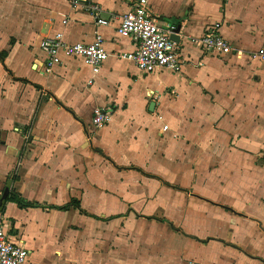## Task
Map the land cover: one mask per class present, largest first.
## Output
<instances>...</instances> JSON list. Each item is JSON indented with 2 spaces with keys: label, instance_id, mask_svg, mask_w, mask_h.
Returning a JSON list of instances; mask_svg holds the SVG:
<instances>
[{
  "label": "crops",
  "instance_id": "crops-1",
  "mask_svg": "<svg viewBox=\"0 0 264 264\" xmlns=\"http://www.w3.org/2000/svg\"><path fill=\"white\" fill-rule=\"evenodd\" d=\"M85 1L115 22L98 27L73 0H0V38L13 33L0 51V196L17 178L28 202L56 207L7 202L10 239L29 264H264V0H150L182 58L151 74L121 59L137 48L118 26L138 0ZM216 24L229 55L192 42ZM58 33L101 34L110 57L98 73L65 59L45 74L41 44ZM97 108L111 114L102 129ZM72 200L87 214L59 210Z\"/></svg>",
  "mask_w": 264,
  "mask_h": 264
},
{
  "label": "built area",
  "instance_id": "built-area-1",
  "mask_svg": "<svg viewBox=\"0 0 264 264\" xmlns=\"http://www.w3.org/2000/svg\"><path fill=\"white\" fill-rule=\"evenodd\" d=\"M150 0H138L134 8L123 16L118 26V33L130 37L137 43L133 52L122 54L121 59L132 62L144 74H151L160 70L177 72L182 67V58L178 44L172 39L176 31L174 25L162 27L153 16ZM74 6H80L94 19L98 27H109L115 18L107 19L103 16L102 8L85 0H73ZM68 20L64 21L67 24ZM221 25H214L207 34L200 39H193V44H199L205 52L218 56L229 55L233 52L232 45L222 36ZM41 49L46 55L43 72L51 74L65 59H81L84 64L98 73L110 54L105 47L103 35L98 34L94 42L69 43L64 33L46 37ZM264 59V50L258 53ZM111 121V114L104 108L94 111L93 126L102 129ZM31 251L22 243L13 242L6 230L0 212V264H29Z\"/></svg>",
  "mask_w": 264,
  "mask_h": 264
},
{
  "label": "trees",
  "instance_id": "trees-1",
  "mask_svg": "<svg viewBox=\"0 0 264 264\" xmlns=\"http://www.w3.org/2000/svg\"><path fill=\"white\" fill-rule=\"evenodd\" d=\"M7 56H8L7 52L1 53L0 54L1 61L4 62L5 59L7 58ZM17 181H18L17 178H11V179L8 180V182L6 184V188L4 190V194L7 193V199H6V202H5L4 206L2 207V209H0L1 213H4L5 205H6L7 202L16 203L20 209H29V208L56 209V207L47 206V205H40L38 203L34 204V203L28 202L21 194H19L13 188L14 183H16ZM2 196H0V198ZM72 208L82 212L81 204L78 201H76V200H72V202L68 206L63 207V208H59V210L68 211V210H70Z\"/></svg>",
  "mask_w": 264,
  "mask_h": 264
},
{
  "label": "rangeland",
  "instance_id": "rangeland-1",
  "mask_svg": "<svg viewBox=\"0 0 264 264\" xmlns=\"http://www.w3.org/2000/svg\"><path fill=\"white\" fill-rule=\"evenodd\" d=\"M5 4V3H4ZM0 5H1V3H0ZM12 35H13V33H10V34H7V35H5V36H3V37H1L0 38V51L1 50H10V41H11V39H12ZM15 40H18V39H15ZM36 53H38V54H40V55H42V52L41 51H39L38 50V52L36 51ZM208 53H211V52H208ZM212 54H214V53H212ZM47 206H50V205H47ZM53 207V206H52ZM72 209H74V208H72ZM76 210V209H75ZM61 211V210H60ZM80 212V211H79ZM129 212V211H128ZM130 212H133V210L132 209H130ZM80 213H82V214H87L83 209H82V212H80ZM136 216L138 217V218H148V219H150V218H152V217H146V216H143L142 214H136Z\"/></svg>",
  "mask_w": 264,
  "mask_h": 264
},
{
  "label": "water",
  "instance_id": "water-1",
  "mask_svg": "<svg viewBox=\"0 0 264 264\" xmlns=\"http://www.w3.org/2000/svg\"><path fill=\"white\" fill-rule=\"evenodd\" d=\"M172 39L175 41V42H180V39L177 37V36H172ZM6 199H7V193L3 194V196L0 198V209H2V207L4 206L5 202H6Z\"/></svg>",
  "mask_w": 264,
  "mask_h": 264
}]
</instances>
